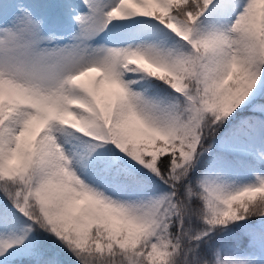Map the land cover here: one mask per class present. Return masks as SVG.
Returning a JSON list of instances; mask_svg holds the SVG:
<instances>
[{
    "label": "snow or ice",
    "instance_id": "obj_1",
    "mask_svg": "<svg viewBox=\"0 0 264 264\" xmlns=\"http://www.w3.org/2000/svg\"><path fill=\"white\" fill-rule=\"evenodd\" d=\"M0 264H264V0H0Z\"/></svg>",
    "mask_w": 264,
    "mask_h": 264
}]
</instances>
